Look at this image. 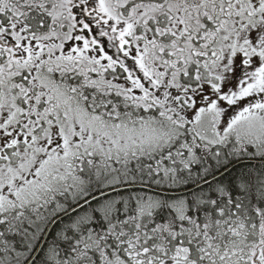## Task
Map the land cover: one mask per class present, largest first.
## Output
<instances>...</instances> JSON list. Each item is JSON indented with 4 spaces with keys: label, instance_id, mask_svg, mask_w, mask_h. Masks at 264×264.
I'll use <instances>...</instances> for the list:
<instances>
[{
    "label": "snow or ice",
    "instance_id": "obj_1",
    "mask_svg": "<svg viewBox=\"0 0 264 264\" xmlns=\"http://www.w3.org/2000/svg\"><path fill=\"white\" fill-rule=\"evenodd\" d=\"M0 264H264V0H0Z\"/></svg>",
    "mask_w": 264,
    "mask_h": 264
}]
</instances>
